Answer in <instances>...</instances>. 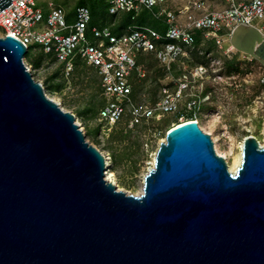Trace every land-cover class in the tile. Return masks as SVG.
Instances as JSON below:
<instances>
[{"label":"water","instance_id":"95a60500","mask_svg":"<svg viewBox=\"0 0 264 264\" xmlns=\"http://www.w3.org/2000/svg\"><path fill=\"white\" fill-rule=\"evenodd\" d=\"M235 29L231 42L264 66L261 32ZM25 52L0 36V264H264V145L255 137H244L231 172L196 120L175 124L141 192L128 193L107 180L103 154L32 77Z\"/></svg>","mask_w":264,"mask_h":264},{"label":"rangeland","instance_id":"374dc122","mask_svg":"<svg viewBox=\"0 0 264 264\" xmlns=\"http://www.w3.org/2000/svg\"><path fill=\"white\" fill-rule=\"evenodd\" d=\"M35 1L43 7L59 4L70 9L77 0ZM93 2L98 5L97 0ZM186 2L188 0H173L169 5L178 6ZM207 3L210 10L226 7L225 0H208ZM152 10H139L136 21L160 30L162 25L154 18ZM252 22L264 35V20L253 19ZM232 28L223 29L217 38L201 34L188 58L178 65L173 64L168 71L152 53L142 55L140 63L145 75L133 80V83L136 82L135 99L153 103L160 97L163 85L168 83L172 89L173 79L182 71L187 75L197 74L195 68L203 65L204 70L196 75V82L190 88L195 94V105L190 107L186 101H181L177 112H168L159 119L134 126H129L124 117L112 125L108 135L103 137L98 134L96 122V113L103 101L94 72L77 65L67 82L52 61L38 50L30 51L23 61L35 70L33 77L41 82L46 95L74 114L85 139L95 145L108 161L117 187L138 194L142 190L143 176L151 166L150 161L158 142L164 139L165 131L189 117L194 118L200 128L210 135L215 152L224 157L227 168L244 137L253 136L261 145L264 144V66L251 54L232 45ZM37 57L38 61L34 63Z\"/></svg>","mask_w":264,"mask_h":264},{"label":"built area","instance_id":"2783aa9c","mask_svg":"<svg viewBox=\"0 0 264 264\" xmlns=\"http://www.w3.org/2000/svg\"><path fill=\"white\" fill-rule=\"evenodd\" d=\"M10 1L0 10V36L16 37L26 52L40 51L67 82L77 65L92 68L98 76L103 101L96 113L100 137L108 135L112 125L124 117L129 126H134L177 112L181 101L190 107L195 105L190 88L196 75L204 70L203 65L195 68L197 74L182 71L173 79L172 89L168 83L163 85L155 102L135 99L133 80L145 75L139 62L142 55L152 53L168 71L194 50L195 31L217 38L230 26L233 30L239 25H252L261 32L252 21L264 20V0H225L226 7L215 10L208 9V0H188L178 6L169 5L173 0H103L112 15L133 12V17L143 8L158 7L152 15L160 21V30L148 24H129L114 33L108 25L89 26L90 12L85 5H77L68 17L65 7L59 4L42 7L35 0ZM23 63L33 77L35 70Z\"/></svg>","mask_w":264,"mask_h":264},{"label":"trees","instance_id":"16d2710c","mask_svg":"<svg viewBox=\"0 0 264 264\" xmlns=\"http://www.w3.org/2000/svg\"><path fill=\"white\" fill-rule=\"evenodd\" d=\"M97 2H98V5H95L93 0H77L70 9H67V8L65 9L67 10V15L69 17L72 14L73 9L77 5H85L86 7H88L89 12H90L89 26L108 25L111 31L114 33L121 32L129 24H146L145 22L136 21V16L138 15V13L137 15H134L133 17H132L133 12H123V13H120L119 15H112L108 13L107 4L103 0H97ZM40 5L42 6V4ZM98 18L100 19V21H97ZM157 21L159 22V20ZM200 35H201L200 31L194 32V43L195 44L199 41ZM30 51L31 49L27 51L25 55H29ZM140 58H139V62H140ZM37 61H38V57L34 59V63H37ZM135 84L136 82L133 83V91H132L133 96L136 93Z\"/></svg>","mask_w":264,"mask_h":264},{"label":"bare ground","instance_id":"6f19581e","mask_svg":"<svg viewBox=\"0 0 264 264\" xmlns=\"http://www.w3.org/2000/svg\"><path fill=\"white\" fill-rule=\"evenodd\" d=\"M242 26H245L246 27V25H242ZM236 28V27H235ZM233 29L232 30V37H231V41H233V40H235V38H236V35H237V29ZM243 32V31H242ZM242 32L238 35V37L237 38H239V41L240 42H243V43H246V42H248L249 41V39H250V37H251V33H247V34H242ZM214 33V32H213ZM261 38H263L264 39V35H261ZM232 43V45L236 48V49H238V50H240V51H242V52H245V53H248L246 50H244V49H242V48H240V47H237L233 42H231ZM258 44V40H255L254 41V43H253V46L255 47L256 45ZM248 54H250V53H248ZM253 57H255L256 59H258L261 63H262V59H263V57L261 56V55H259V56H257V55H255V56H253ZM263 65V64H262ZM54 100V99H53ZM55 101V100H54ZM57 102V101H56ZM58 103V102H57ZM59 104V103H58ZM173 126V125H172ZM163 140V139H162ZM260 144V143H259ZM261 145V144H260ZM264 145V144H263ZM241 149H242V143H240L239 144V151L233 156V160H232V162H230L229 164H228V169H229V171H231V172H235L236 171V169H237V167L240 165V163H241V158H242V156H241ZM106 162V164H105V168H106V178H107V180H109V181H111V182H113L114 184H115V176H114V173H113V171L112 170H110L109 168H108V161H105ZM153 163H154V154H153V156H152V160L150 161V164H151V166L153 165ZM150 166V167H151Z\"/></svg>","mask_w":264,"mask_h":264},{"label":"crops","instance_id":"0c3cea01","mask_svg":"<svg viewBox=\"0 0 264 264\" xmlns=\"http://www.w3.org/2000/svg\"><path fill=\"white\" fill-rule=\"evenodd\" d=\"M80 66H83L84 67V65H80ZM85 68H87V67L85 66ZM88 69H90L92 72H94V70L92 68H88ZM94 75H95L96 84H97V87H98V93H100V89H99V79H98V76L96 75L95 72H94Z\"/></svg>","mask_w":264,"mask_h":264}]
</instances>
